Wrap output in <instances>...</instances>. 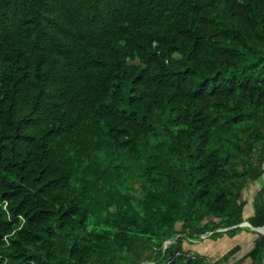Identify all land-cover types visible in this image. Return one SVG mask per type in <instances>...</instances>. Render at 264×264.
Here are the masks:
<instances>
[{"label":"trees","instance_id":"16d2710c","mask_svg":"<svg viewBox=\"0 0 264 264\" xmlns=\"http://www.w3.org/2000/svg\"><path fill=\"white\" fill-rule=\"evenodd\" d=\"M263 173L264 0H0V264L259 263Z\"/></svg>","mask_w":264,"mask_h":264},{"label":"rangeland","instance_id":"374dc122","mask_svg":"<svg viewBox=\"0 0 264 264\" xmlns=\"http://www.w3.org/2000/svg\"><path fill=\"white\" fill-rule=\"evenodd\" d=\"M261 178L262 179L258 180V181L248 182L247 185H246V188L243 190L242 198L247 200V201H249V204L247 205V211L248 212L252 211V205H251L252 196L257 191V189L260 187V185H264V173H263ZM244 214H246V209L244 211ZM218 229H225V228H218ZM218 229H216V230H218ZM262 231L264 233V229ZM243 234L246 235V238L239 237L240 235L233 236L231 238L230 237H226V235H223V236L218 237V238H216L214 240L209 238L208 241L213 242L218 249L223 250L226 247L227 248L231 247V245H232L231 243L232 242H238V243H241V244H245L246 243L247 244V242H245V241L247 239L251 238V237H255V235H256V234H252V233H249V232H243ZM170 241H172V240L171 239L170 240H166L165 242H170ZM226 242H228L227 245H226ZM218 243H220V244L217 245ZM240 247L243 248L242 245H240ZM225 250H227V249H224L222 252H224ZM238 254H241V250L238 251ZM224 264H229V261L225 262ZM242 264H261V262H259V263L257 261L251 262L249 258H246V259H244L242 261Z\"/></svg>","mask_w":264,"mask_h":264},{"label":"crops","instance_id":"0c3cea01","mask_svg":"<svg viewBox=\"0 0 264 264\" xmlns=\"http://www.w3.org/2000/svg\"><path fill=\"white\" fill-rule=\"evenodd\" d=\"M243 238H246L245 235L243 236ZM254 237H251L249 239H247L245 242H247V244H241L239 243V245H242V249L243 250H247L250 248V246L252 245V241H253ZM198 241V240H197ZM197 241H192V242H185L184 243V248L185 249H191V250H197L199 253H204V254H208L209 256H211L212 258H218L223 252V250L218 249L215 244H213V242H207V241H203V242H197ZM228 242H226L227 245ZM237 242H235L236 244ZM220 243H218L217 245H219ZM234 244V243H231ZM248 247V248H247Z\"/></svg>","mask_w":264,"mask_h":264},{"label":"water","instance_id":"95a60500","mask_svg":"<svg viewBox=\"0 0 264 264\" xmlns=\"http://www.w3.org/2000/svg\"><path fill=\"white\" fill-rule=\"evenodd\" d=\"M239 225H249L256 232H259V233L264 235L263 231L260 230V227H263L264 224L262 226H251L247 221H243V222L239 223ZM261 264H264V254H263L262 259H261Z\"/></svg>","mask_w":264,"mask_h":264},{"label":"built area","instance_id":"2783aa9c","mask_svg":"<svg viewBox=\"0 0 264 264\" xmlns=\"http://www.w3.org/2000/svg\"><path fill=\"white\" fill-rule=\"evenodd\" d=\"M201 238H204L205 237V234H200L199 235ZM208 264H223V263H219V262H216L214 260H209Z\"/></svg>","mask_w":264,"mask_h":264},{"label":"bare ground","instance_id":"6f19581e","mask_svg":"<svg viewBox=\"0 0 264 264\" xmlns=\"http://www.w3.org/2000/svg\"><path fill=\"white\" fill-rule=\"evenodd\" d=\"M264 229V226L263 227H260V230L262 231Z\"/></svg>","mask_w":264,"mask_h":264}]
</instances>
